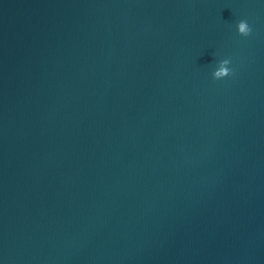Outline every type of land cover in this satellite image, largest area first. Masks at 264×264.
Instances as JSON below:
<instances>
[{
    "label": "water",
    "instance_id": "95a60500",
    "mask_svg": "<svg viewBox=\"0 0 264 264\" xmlns=\"http://www.w3.org/2000/svg\"><path fill=\"white\" fill-rule=\"evenodd\" d=\"M0 264H264V0H0Z\"/></svg>",
    "mask_w": 264,
    "mask_h": 264
},
{
    "label": "clouds",
    "instance_id": "9594fccd",
    "mask_svg": "<svg viewBox=\"0 0 264 264\" xmlns=\"http://www.w3.org/2000/svg\"><path fill=\"white\" fill-rule=\"evenodd\" d=\"M236 28H237V32H238V34H240L241 36H247V35H249V33H250V31H251V29L249 28L247 22H246V21H243V20L240 21V22L236 25ZM223 63H224V64H228L229 61H228V60H224ZM228 75H230L229 70L226 69V68L221 67V68L219 69V71L213 73V78H214V79H219V78L222 77V76H228Z\"/></svg>",
    "mask_w": 264,
    "mask_h": 264
}]
</instances>
